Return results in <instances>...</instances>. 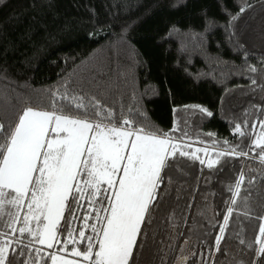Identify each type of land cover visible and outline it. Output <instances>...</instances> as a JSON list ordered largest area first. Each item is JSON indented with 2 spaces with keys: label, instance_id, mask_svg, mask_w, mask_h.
Segmentation results:
<instances>
[{
  "label": "snow or ice",
  "instance_id": "snow-or-ice-1",
  "mask_svg": "<svg viewBox=\"0 0 264 264\" xmlns=\"http://www.w3.org/2000/svg\"><path fill=\"white\" fill-rule=\"evenodd\" d=\"M216 2L228 17L225 31L231 41L235 33L230 29L252 5L245 0L233 14L226 0ZM5 3L0 0V6ZM182 6L186 0H171V8ZM55 9L56 0H28L19 16L10 17L17 28L28 19L21 31L6 34L0 25V81L9 79V54L51 38L48 18L57 19ZM201 16L205 33L217 26L207 10ZM172 29L179 34L176 26ZM126 33L127 27L121 39ZM246 70L264 71V59L260 68L248 65ZM250 84L264 91L255 78ZM116 97L111 77L93 69L79 78H62L37 107L25 106L7 123L0 100V264H137L140 250L149 241L157 243L145 229L157 222L156 214L165 206L168 239L158 248L160 264H220L217 256L225 264H264V192L257 187L264 186V106H255L257 118L250 126L247 118L234 124L239 143L225 140L217 148L219 142L210 140L216 150L212 159L208 146L193 150L192 138L179 122L164 132L151 125L134 93L127 99ZM184 111L213 116L198 104ZM257 127L259 135H254ZM225 158L252 160L258 167L242 168L226 186L222 218L214 215L202 223L198 217L206 212L197 209L189 220L193 203L181 205L186 192L181 181L197 163L201 176L204 168L221 171L216 166ZM210 179L211 173L204 182ZM214 195L206 192L201 198ZM181 225L187 234L179 230ZM179 237L184 244L191 242L187 253L173 243ZM229 240L237 243L235 254L224 246Z\"/></svg>",
  "mask_w": 264,
  "mask_h": 264
},
{
  "label": "trees",
  "instance_id": "trees-1",
  "mask_svg": "<svg viewBox=\"0 0 264 264\" xmlns=\"http://www.w3.org/2000/svg\"><path fill=\"white\" fill-rule=\"evenodd\" d=\"M27 2L6 0L0 6V25L6 34L14 36L29 22L24 17L17 28L16 21L10 20L13 14L19 16L25 10ZM244 2L226 0V6L235 14ZM246 2L252 7L235 21L230 29L235 35L230 41L225 31L228 17L216 0H186V7L176 9L170 7L171 0H56L57 19L53 22L51 16L48 18L51 38L37 40L35 48L21 45L15 55L6 58L9 79L0 81L5 122L14 120L15 114L27 105L37 107L62 78L70 75L79 78L96 69L111 77L117 99H127L134 93L155 128L170 132L174 123L179 122V128L192 138L193 150L208 146L212 149L209 157L216 158L210 140L219 142L217 148L225 140L239 143L241 138L234 134V124L247 118L250 126L257 118L255 106H264V91L250 84L252 78L264 84V71L246 70L248 65L260 68L264 59V0ZM202 10H207L208 17L217 25L207 33ZM172 26L180 30L179 34L173 32ZM126 27V39H121ZM194 104L208 108L213 116L184 111L185 106ZM260 118L264 119V115ZM259 131L257 127L254 135H259ZM207 133L214 136L209 138ZM199 140L208 143L202 145L196 142ZM257 167L252 160L225 158L216 166L221 171L204 168L201 176V166L192 165L188 177L181 181L186 189L181 205L193 203L189 220L196 216L197 209L206 212V216L198 217L202 223L214 215L222 218L224 201L229 196L226 186L242 168ZM210 173V182L205 183L204 178ZM257 187L264 192V186ZM206 192L215 195L204 200L201 194ZM253 202H258L255 196ZM168 211L167 206L159 210L157 222L145 229L157 243L149 241L140 250L137 264H160L158 248L168 239L164 224ZM247 227V239H251L252 225ZM179 230L187 234L183 225ZM255 235H259L258 227ZM173 243L177 248L183 245L185 253L191 244H184V237ZM224 246L233 254L238 247L235 240ZM250 256L251 253L247 259ZM216 259L224 260L222 256Z\"/></svg>",
  "mask_w": 264,
  "mask_h": 264
},
{
  "label": "rangeland",
  "instance_id": "rangeland-1",
  "mask_svg": "<svg viewBox=\"0 0 264 264\" xmlns=\"http://www.w3.org/2000/svg\"><path fill=\"white\" fill-rule=\"evenodd\" d=\"M209 150H212V149H209ZM214 158H212V159H214ZM236 252H237V250H236ZM244 258L247 259V256H245ZM220 264H225V261L224 260L222 262L220 261Z\"/></svg>",
  "mask_w": 264,
  "mask_h": 264
}]
</instances>
